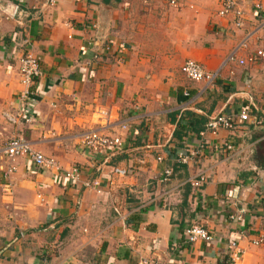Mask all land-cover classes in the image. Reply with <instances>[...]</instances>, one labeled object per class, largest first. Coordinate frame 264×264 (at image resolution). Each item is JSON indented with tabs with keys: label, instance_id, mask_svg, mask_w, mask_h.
Wrapping results in <instances>:
<instances>
[{
	"label": "crops",
	"instance_id": "obj_1",
	"mask_svg": "<svg viewBox=\"0 0 264 264\" xmlns=\"http://www.w3.org/2000/svg\"><path fill=\"white\" fill-rule=\"evenodd\" d=\"M44 1L0 0V169L5 143L20 137L100 185L84 189L17 158L10 193L0 172V264H137L150 256L227 264L232 241L242 252L235 264H264V243L252 244L264 236V168L253 160L264 139V57L246 61L264 53V0H238L239 25L217 15L220 0H184L176 9L162 0ZM244 41L237 60L247 63L223 67ZM104 43L125 48L121 62L93 58ZM26 51L42 75L21 100ZM186 60L219 71L214 86L186 79ZM243 109L248 123L237 118ZM220 113L235 117L234 131L201 137ZM5 115L21 118L12 124ZM92 130L120 137L123 153L82 154L79 137ZM190 151L200 156L177 167V154ZM165 167L174 168L168 184L159 182ZM200 175L208 181L193 189L187 181ZM193 225L211 241L186 243Z\"/></svg>",
	"mask_w": 264,
	"mask_h": 264
},
{
	"label": "built area",
	"instance_id": "obj_2",
	"mask_svg": "<svg viewBox=\"0 0 264 264\" xmlns=\"http://www.w3.org/2000/svg\"><path fill=\"white\" fill-rule=\"evenodd\" d=\"M58 0H45V5L48 7H52L56 4ZM144 5H146L150 0H140ZM166 5L171 8H178L179 5L184 0H162ZM258 9L260 6L256 5ZM217 15L219 17H228L233 16L235 19V24L239 25V21L243 16V11L239 6L238 0H220L219 2V10ZM96 28V27H94ZM96 43V42H95ZM100 53H95L93 55L94 59H100L101 57H110L112 55L115 56L117 62H121L123 52L125 48L123 46H115L112 43H104L101 46ZM247 46L245 41L242 42L232 53H230L224 63H235L243 65L245 63L255 64L258 59L264 57V53L261 51H257L255 55H252L247 58V62L244 60H237V52L240 50H246ZM180 73L189 81L192 82H204L207 86H214L216 79L219 76V71L217 72H209L202 65L192 61L186 60L180 67ZM41 69L39 65L38 59L30 52L26 51L19 60V81L20 84L24 87L23 91L20 93L19 98L21 100L27 99L29 95V88L32 84L41 77ZM7 121L15 124L17 122V118H21V116L17 115V117L7 116ZM237 118L241 123H248L250 121V116L247 110L243 109L238 115ZM26 122H29V119L25 118ZM261 122L257 119H253V124H260ZM236 119L233 115H225L223 113L217 114L206 122L203 130L199 133L201 137H205L206 135L216 136L220 130L226 131H234L236 128ZM122 130L126 129L125 125L121 126ZM79 146L80 151L84 155L90 154H98L103 151H107L109 155L113 156L115 154H121L124 151L123 142L118 136H110L103 134L99 131H89L82 134L79 137ZM226 149H231L229 145H226ZM3 155L6 160L5 166L0 169L2 173V178L5 183L2 185L5 193L11 192V183L9 178L15 173L16 167L14 165V161L17 158L26 157L28 158L34 166L41 171H53L55 173L62 172L63 178L73 184H81L84 189H92L98 188L100 182L98 179H89V180H81V171L76 168H70L67 171L62 170L57 161L52 157H48L43 155L40 152L35 151L31 145L23 138L13 137L9 139L3 148ZM200 156L199 151H190L179 153L175 157L176 166H188L192 163L196 158ZM158 163L163 162V158L158 156L156 158ZM113 173L118 175L119 177H125L127 175V171L124 169H114ZM174 175V168L165 167L159 182L162 184H168L171 178ZM208 179L206 176L200 175L195 178L188 179V185L193 189H199L204 184H206ZM117 217L121 221H126V215L123 213V207L120 203H117L113 208ZM231 220H240L241 216H230ZM245 236V235H242ZM197 241L209 242L211 241V235L201 226L193 225L185 230V242L188 244L195 243ZM264 243V236L259 235L256 239L252 240V244L254 246H260ZM230 254L228 255L227 264H235L237 262L238 256L242 254L240 250H238V244L235 241H232L229 244ZM137 264H168L161 261L156 256L150 257H141L138 259Z\"/></svg>",
	"mask_w": 264,
	"mask_h": 264
},
{
	"label": "trees",
	"instance_id": "obj_3",
	"mask_svg": "<svg viewBox=\"0 0 264 264\" xmlns=\"http://www.w3.org/2000/svg\"><path fill=\"white\" fill-rule=\"evenodd\" d=\"M253 160L258 168H264V139L256 145Z\"/></svg>",
	"mask_w": 264,
	"mask_h": 264
},
{
	"label": "rangeland",
	"instance_id": "obj_4",
	"mask_svg": "<svg viewBox=\"0 0 264 264\" xmlns=\"http://www.w3.org/2000/svg\"><path fill=\"white\" fill-rule=\"evenodd\" d=\"M227 65V64H226ZM225 65H223V67H224Z\"/></svg>",
	"mask_w": 264,
	"mask_h": 264
}]
</instances>
